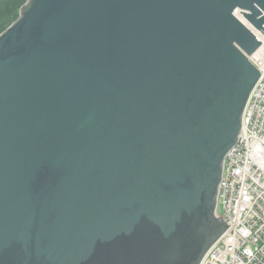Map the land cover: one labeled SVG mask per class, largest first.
I'll return each instance as SVG.
<instances>
[{
	"label": "water",
	"instance_id": "1",
	"mask_svg": "<svg viewBox=\"0 0 264 264\" xmlns=\"http://www.w3.org/2000/svg\"><path fill=\"white\" fill-rule=\"evenodd\" d=\"M236 10L264 34V0H30L0 35V264H199L261 75Z\"/></svg>",
	"mask_w": 264,
	"mask_h": 264
},
{
	"label": "built area",
	"instance_id": "2",
	"mask_svg": "<svg viewBox=\"0 0 264 264\" xmlns=\"http://www.w3.org/2000/svg\"><path fill=\"white\" fill-rule=\"evenodd\" d=\"M252 29L262 43L248 57L261 75L246 101L241 135L224 159L217 197L229 225L199 264H264V34Z\"/></svg>",
	"mask_w": 264,
	"mask_h": 264
},
{
	"label": "trees",
	"instance_id": "3",
	"mask_svg": "<svg viewBox=\"0 0 264 264\" xmlns=\"http://www.w3.org/2000/svg\"><path fill=\"white\" fill-rule=\"evenodd\" d=\"M30 0H0V35L16 23ZM34 1L31 2L33 4Z\"/></svg>",
	"mask_w": 264,
	"mask_h": 264
},
{
	"label": "bare ground",
	"instance_id": "4",
	"mask_svg": "<svg viewBox=\"0 0 264 264\" xmlns=\"http://www.w3.org/2000/svg\"><path fill=\"white\" fill-rule=\"evenodd\" d=\"M239 18H240L242 21H244L245 23H248L247 20H246V18H244V16H242L241 14H239Z\"/></svg>",
	"mask_w": 264,
	"mask_h": 264
}]
</instances>
